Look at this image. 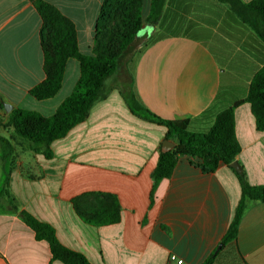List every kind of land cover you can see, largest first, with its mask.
Wrapping results in <instances>:
<instances>
[{"label":"crops","instance_id":"0c3cea01","mask_svg":"<svg viewBox=\"0 0 264 264\" xmlns=\"http://www.w3.org/2000/svg\"><path fill=\"white\" fill-rule=\"evenodd\" d=\"M140 1L136 14L145 23L152 0ZM104 7L105 0H0V104L54 116L75 90L81 64L69 57L55 95L33 96L46 79L45 17L71 27L79 52L95 55ZM143 31L130 69L106 80V96L50 144V157L0 130L16 149L5 163L0 153V180L8 172L20 210L91 264H203L211 255L212 264H264V199L248 202L236 239L223 244L242 198L239 171L221 164L205 172L181 156L171 177L155 184L168 128L133 113L123 93L126 78L153 114L188 118L193 133L209 131L233 107L241 146L235 162L251 186H264V131L256 129L251 105L239 103L264 67V42L219 0H165L155 25ZM10 113L0 108V120ZM113 209L117 223L95 225ZM0 264L64 263L19 214L0 212Z\"/></svg>","mask_w":264,"mask_h":264},{"label":"trees","instance_id":"16d2710c","mask_svg":"<svg viewBox=\"0 0 264 264\" xmlns=\"http://www.w3.org/2000/svg\"><path fill=\"white\" fill-rule=\"evenodd\" d=\"M229 5L231 11L246 23L264 42V0H254L244 4L240 0H219ZM165 0H152L151 11L145 23L136 14L140 0H105L98 30V47L95 55L79 52L75 32L68 25L45 17V28L42 31V42L45 54L46 79L32 90L33 96L46 99L55 95L63 78L66 60L74 57L81 64V78L73 93L60 105L57 113L49 118L36 112L13 110L0 128L11 127L15 134L28 140L35 152H44L51 156L50 144L64 137L76 124L82 122L95 102L103 99L107 91L105 82L121 67L123 58L144 33L145 25L154 26L157 22ZM127 4L133 9L125 8ZM118 22L116 38L108 36L105 31L110 23ZM115 40V41H114ZM115 42V43H114ZM139 46V44H138ZM135 48L134 54L138 51ZM125 99L132 112L168 128L167 140L175 141L172 151L164 152L161 148L159 161L153 173L156 184L162 179L171 177L177 161L181 156H190L194 163L205 172L215 171L221 164L231 166L241 152V146L235 134V114L231 107L216 117L214 125L205 133L189 131L190 120H165L153 114L133 91L132 84L123 88ZM251 105L256 121V129L264 131V67L254 75L247 97L239 102ZM238 103V104H239ZM0 108L4 109L0 104ZM16 152L12 142L0 136V153L3 162L10 160ZM0 180V212L19 214L23 221L35 232L38 240L50 244L54 260L64 264H91L82 254L74 252L59 243L54 229L34 218L26 211L20 210L9 191V173ZM241 186L242 198L236 209L234 219L223 238V244L236 239L241 219L248 202L264 199V186H251L243 172H237ZM120 220L116 209L108 211L95 225L117 223ZM215 255H211L203 264H212Z\"/></svg>","mask_w":264,"mask_h":264},{"label":"rangeland","instance_id":"374dc122","mask_svg":"<svg viewBox=\"0 0 264 264\" xmlns=\"http://www.w3.org/2000/svg\"><path fill=\"white\" fill-rule=\"evenodd\" d=\"M118 26H119V25H118V22L110 23V24L107 26V28H106L105 31L107 32L108 36H110V38H111V37L116 38V36H115L116 33H117V29H116V28H117ZM144 36H145V35H144ZM144 36L137 40V44H136V46H133V47L130 49V51L128 52L127 56L123 58V61H122L121 67H120V69H119L118 71H120L121 69H124V70H126V72H127L128 69H130L131 64H132V60H133L134 55H135V54H134V52H135V48L138 47V44L141 43V42L143 41ZM114 41H115V40H114ZM114 43H115V42H114ZM124 84H125V86H126V84H128V81H127L126 78H125V82H124ZM124 84H123V85H124ZM3 121L6 122L5 119H4ZM0 130H3V131H2L3 133L8 132V134H9V133H11V135L14 134V132L12 131V128H11V127H6V128H3V129H0Z\"/></svg>","mask_w":264,"mask_h":264},{"label":"water","instance_id":"95a60500","mask_svg":"<svg viewBox=\"0 0 264 264\" xmlns=\"http://www.w3.org/2000/svg\"><path fill=\"white\" fill-rule=\"evenodd\" d=\"M2 106L6 110L7 113H10L12 111V106H10L9 104L3 102ZM175 147H176V143L175 142H173L171 140H165L163 145H162V150L164 152H168V151L174 150ZM231 167H233L235 170H237L239 172L241 171L239 166H238V164L236 162H233L231 164ZM222 245L223 244H221L220 247H222Z\"/></svg>","mask_w":264,"mask_h":264},{"label":"built area","instance_id":"2783aa9c","mask_svg":"<svg viewBox=\"0 0 264 264\" xmlns=\"http://www.w3.org/2000/svg\"><path fill=\"white\" fill-rule=\"evenodd\" d=\"M173 258H174V256H173ZM180 263H181V261H179Z\"/></svg>","mask_w":264,"mask_h":264}]
</instances>
